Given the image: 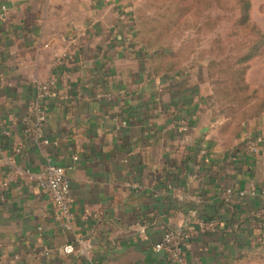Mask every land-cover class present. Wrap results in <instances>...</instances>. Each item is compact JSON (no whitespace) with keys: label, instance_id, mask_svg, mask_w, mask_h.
<instances>
[{"label":"crops","instance_id":"obj_1","mask_svg":"<svg viewBox=\"0 0 264 264\" xmlns=\"http://www.w3.org/2000/svg\"><path fill=\"white\" fill-rule=\"evenodd\" d=\"M139 2L0 0V264H175L154 248L169 228L190 229L187 264H264V123L228 138L193 70L152 74ZM49 165L74 166L70 229Z\"/></svg>","mask_w":264,"mask_h":264},{"label":"rangeland","instance_id":"obj_2","mask_svg":"<svg viewBox=\"0 0 264 264\" xmlns=\"http://www.w3.org/2000/svg\"><path fill=\"white\" fill-rule=\"evenodd\" d=\"M193 1L196 0H140L136 10L140 32L147 44L159 50L170 48L178 65L194 71L208 93L215 116L222 120L220 128L230 121L233 127L229 133L233 135L240 129L241 134L252 122L264 123V110L259 114L257 108V101L264 96V48L247 71L250 90L233 91L232 75L226 67L232 64L235 54L231 49L239 38L232 36L227 40L229 34L237 31L234 0H197L194 2L197 12L184 7ZM252 1V20L264 34V0ZM220 41L227 48L225 52ZM245 95L253 96L247 107L229 104L230 100L236 102Z\"/></svg>","mask_w":264,"mask_h":264},{"label":"built area","instance_id":"obj_3","mask_svg":"<svg viewBox=\"0 0 264 264\" xmlns=\"http://www.w3.org/2000/svg\"><path fill=\"white\" fill-rule=\"evenodd\" d=\"M54 87L55 82L53 80L41 83L38 86L37 97L30 105L29 114L24 118L25 133L37 135L40 132L42 124L46 121L43 101L52 95ZM261 142L262 139L260 138L251 139L247 145L252 152H257ZM43 143L48 144L49 140H43ZM74 160L77 161L78 158L75 157ZM73 167L49 165L36 176L37 185L50 197L55 210V218L64 229H70L74 220L72 212L73 200L70 195V179L67 173ZM190 237L191 231L189 228L167 230L162 240L155 245V251L163 252L167 260L175 264H187L185 246ZM261 241L264 242V236H262ZM82 249L87 254L88 248L83 247ZM74 250L73 245H67L63 249L66 254H71Z\"/></svg>","mask_w":264,"mask_h":264},{"label":"trees","instance_id":"obj_4","mask_svg":"<svg viewBox=\"0 0 264 264\" xmlns=\"http://www.w3.org/2000/svg\"><path fill=\"white\" fill-rule=\"evenodd\" d=\"M193 1L190 5H184L186 9L190 8L191 10L195 9ZM252 8H253V1L252 0H234L233 10L237 11V19L235 21V25L237 27V31L229 34L227 40H230L232 36H238L234 48L231 49V53L235 54L234 58H231L232 64L231 66H227L226 70L231 72L232 75V82L234 84L233 91L236 92H247L250 90V86L246 80L247 71L250 68V64L256 58H258L263 53L264 48V34L260 31L258 26L252 20ZM184 9V8H182ZM137 32H135V39L140 42L142 45V50L144 51L145 55L151 56V73L156 75H169L172 73L184 72L187 70L183 66L178 65L175 58L176 55H172V50L168 48L165 49H154L152 45L145 41L141 32H140V23H138L137 18H135ZM246 34L249 35V38L246 37ZM251 36V37H250ZM221 48L225 52L227 48L223 46L222 41H220ZM153 48V49H152ZM172 49V48H171ZM214 63H210V66ZM225 72V71H224ZM227 85V80L225 83ZM252 95H245L241 99L233 101H229V104L248 106V100L251 99ZM257 102V108L259 114L264 110V96L260 97ZM210 99V98H209ZM256 104V103H255ZM254 104V105H255ZM212 105V104H211ZM253 105V104H252ZM44 109V106H43ZM257 112V114H258ZM45 113V109H44ZM228 118V117H227ZM230 119V118H229ZM46 122V121H45ZM45 122L42 124L44 126ZM232 124L229 121L223 128L220 129L221 133L226 134L225 136L228 138H234L240 134L239 131H234L235 134H230L229 129L232 128ZM167 230H173L171 228Z\"/></svg>","mask_w":264,"mask_h":264}]
</instances>
